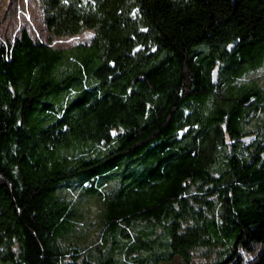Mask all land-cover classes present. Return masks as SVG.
<instances>
[{
    "label": "trees",
    "instance_id": "obj_1",
    "mask_svg": "<svg viewBox=\"0 0 264 264\" xmlns=\"http://www.w3.org/2000/svg\"><path fill=\"white\" fill-rule=\"evenodd\" d=\"M37 2L94 37L0 45V264H264V0Z\"/></svg>",
    "mask_w": 264,
    "mask_h": 264
},
{
    "label": "rangeland",
    "instance_id": "obj_2",
    "mask_svg": "<svg viewBox=\"0 0 264 264\" xmlns=\"http://www.w3.org/2000/svg\"><path fill=\"white\" fill-rule=\"evenodd\" d=\"M23 30L28 32L34 42L46 43L59 49L87 44L94 37V31L85 30L73 36L51 38L37 0H0V45L13 44ZM255 75H261L264 80V67L249 77Z\"/></svg>",
    "mask_w": 264,
    "mask_h": 264
},
{
    "label": "water",
    "instance_id": "obj_3",
    "mask_svg": "<svg viewBox=\"0 0 264 264\" xmlns=\"http://www.w3.org/2000/svg\"><path fill=\"white\" fill-rule=\"evenodd\" d=\"M214 76H215V79H216V76H217V72L214 73Z\"/></svg>",
    "mask_w": 264,
    "mask_h": 264
}]
</instances>
